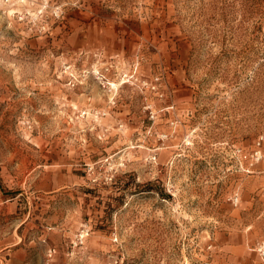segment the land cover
Here are the masks:
<instances>
[{"label": "rangeland", "instance_id": "rangeland-1", "mask_svg": "<svg viewBox=\"0 0 264 264\" xmlns=\"http://www.w3.org/2000/svg\"><path fill=\"white\" fill-rule=\"evenodd\" d=\"M263 242L264 0H0V264Z\"/></svg>", "mask_w": 264, "mask_h": 264}, {"label": "built area", "instance_id": "built-area-1", "mask_svg": "<svg viewBox=\"0 0 264 264\" xmlns=\"http://www.w3.org/2000/svg\"><path fill=\"white\" fill-rule=\"evenodd\" d=\"M5 1H9V0H5ZM258 143H259V142H258ZM255 154L258 155V152H255ZM258 251H259V253H260V256H261L262 262H263V264H264V242L258 246Z\"/></svg>", "mask_w": 264, "mask_h": 264}]
</instances>
